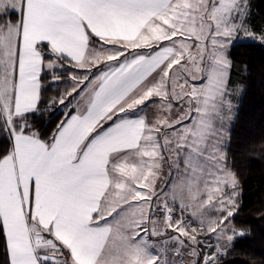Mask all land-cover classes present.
Masks as SVG:
<instances>
[{
    "label": "snow or ice",
    "instance_id": "obj_1",
    "mask_svg": "<svg viewBox=\"0 0 264 264\" xmlns=\"http://www.w3.org/2000/svg\"><path fill=\"white\" fill-rule=\"evenodd\" d=\"M252 8L0 0V264H236L251 229L228 125L235 50L264 46Z\"/></svg>",
    "mask_w": 264,
    "mask_h": 264
},
{
    "label": "trees",
    "instance_id": "obj_2",
    "mask_svg": "<svg viewBox=\"0 0 264 264\" xmlns=\"http://www.w3.org/2000/svg\"><path fill=\"white\" fill-rule=\"evenodd\" d=\"M256 21L264 18V0H252ZM233 56V86L241 84L234 120L230 126L232 151L241 177L238 219L251 229L228 259L236 264H264V46L248 42ZM245 68L247 70H245ZM55 95L50 91L46 96ZM60 118L52 117L53 124Z\"/></svg>",
    "mask_w": 264,
    "mask_h": 264
},
{
    "label": "rangeland",
    "instance_id": "obj_3",
    "mask_svg": "<svg viewBox=\"0 0 264 264\" xmlns=\"http://www.w3.org/2000/svg\"><path fill=\"white\" fill-rule=\"evenodd\" d=\"M233 88H234V91H233V96H232V103H233L234 107H233V119H232V121L234 120V117H235L238 99L243 92V86L241 84H237V85H234ZM232 121L228 125L229 129H230Z\"/></svg>",
    "mask_w": 264,
    "mask_h": 264
}]
</instances>
